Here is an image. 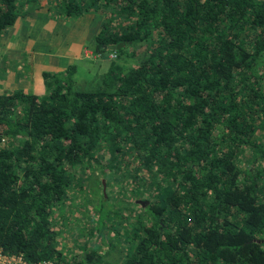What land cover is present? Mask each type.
Wrapping results in <instances>:
<instances>
[{"label":"trees","instance_id":"1","mask_svg":"<svg viewBox=\"0 0 264 264\" xmlns=\"http://www.w3.org/2000/svg\"><path fill=\"white\" fill-rule=\"evenodd\" d=\"M51 8L102 15L88 46L107 70L79 84L71 65L43 72L42 94L0 93V249L53 264H264V0H0V37ZM95 171L106 191L68 255L61 215ZM113 181L147 203L122 234L106 218L133 209L109 200Z\"/></svg>","mask_w":264,"mask_h":264},{"label":"crops","instance_id":"2","mask_svg":"<svg viewBox=\"0 0 264 264\" xmlns=\"http://www.w3.org/2000/svg\"><path fill=\"white\" fill-rule=\"evenodd\" d=\"M45 12L31 11L22 16L14 25L15 30L11 28L0 42V93L15 90L32 92L30 84L33 83L41 84L44 88L43 72L64 71L75 61H79L76 63L79 64L87 60L89 63L85 62L88 63L86 69L99 63L96 56L101 54L94 52L88 44L100 28L101 14L89 12L77 18L61 17L55 20ZM32 14H36L34 18L29 17ZM28 18L31 19L28 21ZM33 21L36 22L35 30L28 28ZM21 25H24L25 33L16 30ZM6 54L12 59L16 70L4 67L5 60L2 61V56ZM77 74L76 72L75 79Z\"/></svg>","mask_w":264,"mask_h":264},{"label":"rangeland","instance_id":"3","mask_svg":"<svg viewBox=\"0 0 264 264\" xmlns=\"http://www.w3.org/2000/svg\"><path fill=\"white\" fill-rule=\"evenodd\" d=\"M41 4L42 3H40V5ZM56 10H58V9L56 8ZM56 10L54 8H51L50 17H52V18L54 17L55 20L61 19V17L64 18L58 12H56ZM35 15L36 14H32L29 17L34 18ZM29 19H31V18H28L27 20L29 21ZM66 20H68V19H66ZM31 23H32V25L29 24L28 28H30L31 30H35L36 29L35 28L36 22L33 21ZM15 27L16 26H14V27L11 26L7 30L6 34H3L0 37V42H2L5 39L9 30L11 28H12V30H15V29H13ZM16 30L20 31L21 33L26 32L24 25H21L20 28L16 29ZM46 34H47V32H46ZM9 48H10V46H9ZM141 49H143V48H140V50ZM96 57L99 58V60L102 59L101 56H99V55H97ZM105 57L115 58L114 54H112V53H109ZM3 60H5V63L3 64L5 68L8 67L10 69L13 68L14 70H16L15 67L12 65L13 64L11 62L12 59L9 58L7 56V54L4 57L2 56V61ZM83 61L84 62L79 63V64H76L79 61H75L73 63V64H76L75 66H77L76 71L78 74H77L76 80L78 79L77 82L79 84L82 83L83 81H85L86 83L87 82L89 83L91 81V78H90L91 74L102 73L107 67V66H104L103 64H101L102 62L99 61V63L92 64L89 66L88 69H86L87 64L89 62L87 60H83ZM102 61H104V62L107 61V63H108V60L106 58L102 59ZM85 62H88V63L86 64ZM90 64H91V62H90ZM69 66H71V65H69ZM75 75H76V73H75ZM80 78H82V79L79 80ZM20 79H22V78H20ZM30 86H32V87L34 86V88L31 87L32 92L42 94L44 91V88L41 84L39 85V84L33 83V84H30ZM24 92H28V91H24ZM244 160H243L244 161L243 164L246 165L249 162H251L252 157L247 155V157H245ZM100 178L102 179V176H101L99 171L90 172L89 175L87 176V178L85 179V181H83V184L81 187L82 192H80V193L78 192V194L76 191L72 192L69 200L66 202V205H65V207H66L65 212L66 213L64 215H61V217L63 219H65V217H67V219L65 220V224L63 225V231H62L61 236H60L61 237L60 246H62L63 248H65L67 250L66 252L68 255H72V254L80 252V248H81L80 246L83 245L84 240L86 239L87 236H89L88 235L89 230L94 226V224L96 222V219H97L96 218L97 217V213H96L97 210L96 209L101 203V197H100L101 192L106 191V186H105L104 191H103V187L101 188V186H100ZM120 185L121 184H118V183L113 181L110 184V186L107 187V193L109 194V197H110L109 200H111L112 202H115L117 199H121V198L126 197V201L129 202L130 207L133 209V212L131 214H129L128 211H126V212L124 211V212H122L121 215H114V217H112L113 215L108 216L106 218V222H107V226L110 225L109 223H114V226L117 227L120 231V234H122V231L120 229L122 227H126V226H127V229H129L127 223L128 222L134 223L135 218L139 212V209L135 203H139L138 201H144V206L147 203H146L145 199L142 197V195L139 194V192H138L141 190L140 187L133 188V186H132L131 188H133V190L130 191L128 189L129 186L127 187V185H126V187L124 188V189H126L124 191V194L126 196H124L122 193L117 194L118 193L117 188H119ZM107 207H109V206H107ZM89 215H92L93 221H91L89 219V217H90ZM124 216L127 217L126 221H128V222H126L125 219H122V217H124ZM69 226H71V227H69ZM112 232L115 233L114 230L112 229V231H110L109 235L111 234L113 236ZM95 236H96V234L94 233L93 237L91 238V241L89 242V248H91L94 245L93 244L94 241H99L98 240L99 238L96 239ZM113 243L116 244V246L115 247L113 246L114 248L110 249V253H111L110 256L116 257V254H118L117 251H119L121 254V252L123 251L122 249L124 248V245L122 243L120 245V241H116V240H113ZM100 249H101V252H105L107 249V245L106 244L101 245ZM110 256L108 258H110Z\"/></svg>","mask_w":264,"mask_h":264},{"label":"built area","instance_id":"4","mask_svg":"<svg viewBox=\"0 0 264 264\" xmlns=\"http://www.w3.org/2000/svg\"><path fill=\"white\" fill-rule=\"evenodd\" d=\"M0 264H53L51 260H39L35 262H27L21 255L5 254L0 249Z\"/></svg>","mask_w":264,"mask_h":264},{"label":"water","instance_id":"5","mask_svg":"<svg viewBox=\"0 0 264 264\" xmlns=\"http://www.w3.org/2000/svg\"><path fill=\"white\" fill-rule=\"evenodd\" d=\"M124 45H125V42H120L116 46L111 47V48H113V49H119L120 47H122ZM102 183H103V191H104V189H105V182H104V180H102ZM138 202L141 203V204H144V201H138Z\"/></svg>","mask_w":264,"mask_h":264}]
</instances>
